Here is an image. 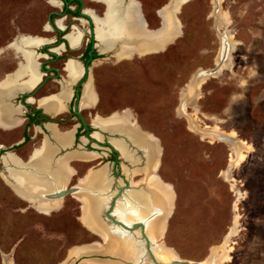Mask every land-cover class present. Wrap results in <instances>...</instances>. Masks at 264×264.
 <instances>
[{
    "label": "rangeland",
    "instance_id": "rangeland-1",
    "mask_svg": "<svg viewBox=\"0 0 264 264\" xmlns=\"http://www.w3.org/2000/svg\"><path fill=\"white\" fill-rule=\"evenodd\" d=\"M140 1L150 6L156 2L157 8L169 2ZM219 3V13L225 17L222 24L235 44L231 61L219 75L202 82L195 102L182 108L185 99H194L196 75L217 65L222 49L219 32H225L223 26L219 30L216 27ZM96 5L86 2L89 7ZM57 9L52 0H0V79L24 62L22 54H16L17 48H13L15 41L53 34L47 30V18ZM175 16L180 19L181 32L160 45L164 47L159 51L153 52L160 47L154 46L134 55H120L121 45L119 51L106 49L92 69L100 101L82 113L90 123L88 112L125 120L126 113H114L129 110L135 118L130 121L157 138L161 146L157 173L174 189L175 206L167 231L164 234L165 225L156 237L164 234L166 247L193 261H208L216 253L220 264H264V0H190L180 11L178 7ZM163 22L160 14L149 26L162 28ZM173 36L170 33L169 39ZM98 48L102 50L103 46ZM116 52L118 56L111 55ZM67 81L72 82L69 73ZM15 93L0 89L2 104L11 113L8 124L0 126V145L5 148L20 140L24 129L23 124L8 128L20 121L11 120L17 108L5 100ZM77 122L72 120L61 129ZM121 129L125 127L116 126L110 131ZM65 134L57 131L58 142H65ZM220 134L236 141L220 140ZM40 138L35 145L19 148L17 154L27 160L32 148L40 145ZM2 165L0 264H74L84 255L71 257L74 248L86 245L105 250L87 245L103 243V239L84 227L83 223L90 225L79 218L81 203L77 198L68 194L64 200L47 201L54 204L50 209H39L15 191L7 177L9 171ZM66 178L59 174L48 179L50 191L61 189ZM163 244L161 250H153L167 262ZM147 264H154L150 257Z\"/></svg>",
    "mask_w": 264,
    "mask_h": 264
},
{
    "label": "flooded vegetation",
    "instance_id": "flooded-vegetation-1",
    "mask_svg": "<svg viewBox=\"0 0 264 264\" xmlns=\"http://www.w3.org/2000/svg\"><path fill=\"white\" fill-rule=\"evenodd\" d=\"M90 1L97 3V5L95 7L86 6V2H88V0H52L53 5H55L58 9L53 10L48 14L47 21L50 29L47 30H52L53 34H51V36H36L45 40V43H42L38 47L34 46L31 50L34 57L37 59V70L40 78L33 86L26 88L25 91L17 92L9 97H6V101H9L13 107L17 108V112L12 116L13 119L11 120H20L19 124L8 128L18 127L23 124L24 129L21 139L13 143L11 147L5 148L0 145V165L3 164L2 166L4 170H7L4 158L9 153H13L25 165H28L27 167L24 165H22L24 167H20L22 170L24 168L23 171H26L27 173H34L36 171V167H39L43 162L41 158L32 159V162L30 159L33 158L34 151L41 147L44 141H47L53 147L49 171L57 168L58 161L60 159L66 157L68 159L66 161L67 168L65 170L68 182L65 185H62L61 189L57 191L69 189L79 185L80 180L87 175L91 168L97 171L102 170L107 181H113L114 183V181L118 180L119 184L121 180L124 181V178L132 175L135 171H140L139 174L145 176L146 174L143 173V169L149 164H145V159H147L149 153L145 156L141 150L136 152V148L132 144L128 143L129 140L120 134L121 132L114 133L95 123V117L101 116L100 114L96 113L92 115L91 112H88L87 117H92L90 123H88L82 113L84 109L94 108L100 101L98 93H96L97 91L94 88L96 101L92 104L84 102V93L88 78L94 82L92 79V69L94 63L99 59H102L101 55L106 51L114 49L117 43H114L108 50H105L104 48L101 50L98 48V45L101 44L97 42L98 40H95L94 37L97 33L93 31L95 26H97L95 16L102 17L105 15L107 5L103 0ZM121 1L123 2L124 10H126L129 0ZM136 1L138 3L139 15L143 20L145 19L148 24H150V21L160 17L161 11L159 10L162 7L157 8L156 2L150 6L145 5L140 0ZM99 5L101 7H98ZM170 8L174 9L172 4L170 5ZM59 21L62 23V27L59 26ZM74 29L80 30L81 32H79L81 35L79 36V46L73 48L69 40L66 38V34ZM115 48L118 49V46ZM14 50L16 54H20V52L16 49ZM155 51H159V49ZM92 52L93 59L90 61ZM1 54L2 51L0 50V55ZM111 55L118 56V53L116 52ZM17 57H19V55L16 56V58ZM71 58H74L75 61L79 63L81 73L76 80L67 83L68 73L66 71V64ZM17 67L14 71L6 73L4 78L9 74H13ZM26 79L27 76L25 75L21 80L26 81ZM93 86L95 87L94 84ZM65 87L67 88V98L63 100L61 104L57 102L55 103L53 100L64 91ZM42 100L43 102L41 103ZM124 113H129L130 118L135 119L133 113L129 110L114 114ZM81 116L89 125V131L83 124ZM110 116L101 117L107 118ZM72 120H76L78 122L73 124L71 128L66 130L61 129V126L67 125V123H70ZM53 127H55L59 133L71 132V141L68 145L58 142V140L54 137L52 130ZM34 130L35 132L33 133ZM40 135H42L41 138ZM39 138L42 139L40 145L32 148L27 160H24L17 154L19 148L28 146L29 144L35 145ZM121 138L126 141V152H123L114 143V140ZM113 145L115 148L120 149L121 153H118L113 148ZM129 154L134 156L136 155L139 158L140 162L138 165L135 166L134 162H130L131 160L127 158ZM14 165L15 164L11 163L10 167L13 169L16 167V165ZM65 171L59 169L58 173L63 175ZM38 172L41 171L39 170ZM46 174H50V172H44V174L42 173V175ZM72 181L73 184L70 185ZM125 184L126 181L124 182V185ZM115 186L116 184H114V187ZM70 195L73 196V194ZM79 258L80 260L76 261L74 264H82L88 262L89 259L99 262L106 259L101 255L98 257H86V255H83ZM107 260L108 259L105 261ZM11 264H16V261L11 262ZM130 264L140 263L131 262Z\"/></svg>",
    "mask_w": 264,
    "mask_h": 264
},
{
    "label": "bare ground",
    "instance_id": "bare-ground-1",
    "mask_svg": "<svg viewBox=\"0 0 264 264\" xmlns=\"http://www.w3.org/2000/svg\"><path fill=\"white\" fill-rule=\"evenodd\" d=\"M104 1L107 4L106 13L103 17L95 16V19H96L95 22L97 25V29H96L97 37L99 41L102 42V46L105 50L108 48H111L114 43L120 42L121 44L120 55H130L132 53H133L132 55H134L135 52H142L147 49H152L154 46H160L168 40L171 41L181 31L180 25H179L180 19L178 16H177L178 19L175 16V12L177 13V9L179 7L178 5L179 0H173L172 6L174 9H171L169 5L167 6L168 8L166 7L164 10H161V15L163 17L164 22H163V27L157 31H150L149 29L146 28L144 24V20L139 15L138 3L136 0H129L126 10H124L123 2L121 0H104ZM218 7L219 5L217 6V9ZM217 14L219 17H221L220 18L221 22L224 23L225 17H223L222 14L220 13H217ZM58 23L60 25V22ZM170 33L175 34V36L169 39ZM79 34L80 33H78L76 30H72L71 33H69V35L67 36V39L69 40L71 45H75L76 43L79 42V36H80ZM43 42H45V40H42L41 38H38V37L27 38L24 41H15L13 48H17V50L22 54L24 58V62L21 65H19L18 70L13 75L8 76L3 82L0 83L1 90H5V91L14 90L16 92H21L22 90L33 86L39 80L40 75L37 70L38 64L36 61V57H34L32 51H30L29 49ZM161 47H164V46L157 47L156 49H159ZM66 70L69 73V81H72V82L76 80L81 73V68H80L79 63L73 59H70L68 61ZM24 75H27L26 81L21 80ZM195 82L198 83V78L194 80L195 86L194 88L192 87L193 92H195L194 97L198 96V90H199V87L196 86ZM64 91L60 95L55 97V99L53 100L55 103L57 102L61 104L63 102ZM95 101H96V93H95V89L93 86V82L90 80V82L86 85V89L84 93V102L93 103ZM42 102L43 100L41 101V103ZM10 116H11V113L9 109H7L2 104V101L0 99V125L2 126L7 125L8 120L10 119ZM119 118L120 117L103 118L101 116H96L94 121L95 123H97V125L101 126L104 129H108V130H110L111 128H115L116 126H124L125 129L117 130L116 132H121V133H124L125 135H128L129 137H131V139L135 143H137L138 145H141V147H144L147 149L149 148L152 151L151 162L148 164L149 166L147 167L148 169H150V174L147 175V178L146 180L144 179V181L145 183L147 182V185L149 186L151 193L153 194V196L151 197L157 200V202H159V204L161 205V206L159 205L160 207H162L163 209L165 207L166 209L164 210L166 211V214L168 215V217H171L173 214V207H174L173 190L170 187H168L165 182L162 181V179L160 178L157 172H154L156 170V166H158L157 163L159 161L160 154H161L160 143L156 141L157 138L152 136V134H149L147 131L143 130L140 127V125L137 124L135 121L131 122L129 113H126L127 120L126 119L123 120ZM52 130L54 133V137L56 138L57 130L55 127H53ZM201 131L204 134H208V131H203V130ZM112 132H115V131H112ZM214 133L216 132L214 131ZM64 136H65V142H63L62 144L68 145L71 141V132L69 133L66 132ZM114 143L123 152H126L127 148L122 139H116L114 140ZM51 154H53V147L47 141H44L40 149L37 150L33 154V158L30 159L32 162V159L34 160V159L41 158L43 162L39 167H36L35 169L36 171L34 170L35 171L34 173H27L26 171H23L24 168L22 170V168L20 167H24V166L27 167L28 165L27 164L25 165L15 154L9 153L4 158L6 161L7 170L9 171V173L7 174V177L9 178V181L11 180L10 182L11 186L15 189V191L19 195L29 199L33 203L34 206L42 210H48L52 206H54L53 203L47 202V201H53V200H48L45 198V196L47 194H51L54 191L59 190L57 189V190L50 191L51 185L47 183L48 179L52 180L53 177H57L59 175L58 173L59 169H64L65 171L67 168L66 161L68 159L66 157L58 161V165L56 169L49 171L50 169L49 166L51 163ZM11 163L15 164L16 167L12 169L10 167ZM39 170L41 172H38ZM44 172H50V174L42 175V173L44 174ZM63 175L66 176V171ZM103 176L104 174L102 170L99 172L92 171L88 173L86 177L82 179L81 182L92 184L93 187L102 190L101 186H102V182L104 179ZM65 181H67V178ZM136 193L137 191L128 192V194L124 197V199L120 203V209L126 208L127 205L125 206L123 203H127V201L130 202L131 204L132 203L134 204ZM95 197L100 198L99 195ZM144 197L147 199L146 196ZM54 201H59V200H54ZM163 203L166 205L164 206ZM88 205H89L88 211L92 213L91 214L92 219H87L89 221L88 224L91 227H95V226L100 227L102 223H101V220H99L97 216V211H98L97 201L91 200V203L89 202ZM136 207L140 208V206L138 205ZM154 212L156 211H153L152 213L148 214L144 218L141 217L142 219L140 218L139 220H142V221L153 220L151 216L154 214ZM165 225L167 227L165 220L161 218V216L159 217V219L155 221V223L153 224L152 230H151L155 238L164 231ZM166 227H165L164 234L167 231ZM108 230L111 233H115V234L122 233L123 235L127 236L126 233L120 230H113V229L112 230L108 229ZM164 234L159 237L161 238L162 244L164 243L163 241ZM108 241L109 242L107 243V247H105L106 245L105 246L102 245L103 247L101 246L103 249L112 250L114 252H117L119 255H128L132 252V247L130 246V244L124 241V239H122L119 235H113V234L109 235ZM93 249L94 247L90 249V247H87L86 245L80 248H74L71 250L70 256L73 257L75 255H80V254H84V255L90 254L88 251L93 250ZM138 249L139 251L141 250L139 247ZM162 249L164 250V253H166L165 254L166 258L169 261L171 260L170 259L171 257L173 258L178 257V253L173 248L168 247V246L166 247L163 244ZM211 259L215 261L212 264H220L221 262L220 258L216 255V253L215 254L213 253L212 258L210 257L207 262L211 263ZM105 262L99 263L95 260H88L89 264H122V263H114L115 261L114 262L109 261L106 263Z\"/></svg>",
    "mask_w": 264,
    "mask_h": 264
},
{
    "label": "water",
    "instance_id": "water-1",
    "mask_svg": "<svg viewBox=\"0 0 264 264\" xmlns=\"http://www.w3.org/2000/svg\"><path fill=\"white\" fill-rule=\"evenodd\" d=\"M189 1L190 0H179L178 1L179 11L181 10L182 6L185 5ZM171 3H172V0H169V2L166 3L165 5H163L162 8L159 11H161L162 9H164L167 6L171 5ZM219 11H220V3H219L218 9H216V14H215L216 19H217L216 27H217L218 30L220 29L221 26H223V24H222V22L220 20V17L217 14V13H219ZM87 15H89V14H87ZM144 24H145L146 28L149 29L150 31H157L158 29H160V27H157L156 29L150 28L148 22L145 19H144ZM96 29H97V26H95V29L93 30L95 33H96ZM224 29H225L224 33L219 32V35H220V37L222 39V49H221L220 55L218 57V61H217L216 67H214L212 69H208V70H201L196 75V77L193 79V80H195L196 78H198V83H196L197 82L196 81L195 84L199 88H200V85L202 84V82H204L208 77L219 75L221 73L222 69L225 66H228V64L231 61V57H232V53H233L234 48H235V44L232 43V41H230L231 35H230L229 31L226 29V27H224ZM76 30H77L78 33H80L79 32L80 30H78V29H76ZM69 33H71V32H68L66 34V38L69 35ZM79 35H81V34H79ZM94 38H95V40L99 41V39L97 37V34H95ZM99 43L102 45L101 41H99ZM120 45H121L120 42H117L115 47L118 46V49H119ZM162 48L163 47L159 48V50H161ZM32 49H33V47H31L29 50L31 51ZM93 49H94V47H93ZM71 59H74V58H71ZM92 59H93V52L91 53L90 61ZM90 80L91 79L88 78V80L86 82V85L90 82ZM196 97L197 96H195L192 101H191V99L190 100L185 99V101H184V103L182 105V108H185V106L188 105L189 103H191V104L194 103L195 100H196ZM5 100H6V98H5ZM8 103H9V101H8ZM78 113L80 114L79 111H78ZM81 119H82L83 124L85 125V127L89 131V125L87 124V122L85 121V119L82 116H81ZM114 133H119V132L115 131ZM120 134H122L124 137H126L129 140L128 143L132 144L136 148V151H140L141 150V151H143L145 156H146V154L148 155V153H147L148 149L147 148L141 147V145H138L137 143H135L131 139V137H129L128 135H125L124 133H120ZM219 139L227 141L228 143L236 141V139H234L230 135H224V134H220ZM124 143H126L125 140H124ZM113 148L118 153H121V150L118 149V148H115L114 145H113ZM148 151H149V156L147 157V159H145V164L146 163L148 164V163L151 162L152 151L150 149ZM160 161H161V155H160ZM94 171H97V170H94ZM145 177H146V175L143 178H145ZM124 179L126 181V184L123 185V186L118 184V180L114 181V184H116V192H113V196L110 197L109 199H106L108 196H106V191L103 189V186H101L102 190H100V189H97V188L93 189V188H90L88 186H84V185H81V184L77 185V186H74V187H71L69 189H63V190H60V191H54L51 194H47L45 196V198L48 199V200H53V201L54 200H62L68 194L79 193V194L88 195L89 199L92 200V201L96 200L97 201L99 220H101V222L103 223L102 225L104 226V228L106 227L107 229H110V230H112V229L113 230H120V231L126 233L127 234V239H129V237L133 238L131 241L134 243V246L137 245L141 249L140 252L143 254L141 256L142 260L140 258L138 261H136V262H139L140 264H147L148 257L151 258V261L154 264H212L213 262H215L213 259H211V263H207V259H205L204 261H193V260L183 259V258H181L179 256L178 257H174L171 261H168V262L163 261L162 259H160L155 254V252L153 250V247H157L159 250H161L162 241H161V238L152 239L150 237V235L148 234V222L150 220H144V221L140 220V221H137V222L131 224V223L126 221V217L128 216L127 214L124 217L121 216V214H119L120 203L124 199L125 194H128V192L137 191L142 196H153V194L151 193V191H149L150 189H149L147 183L144 182L142 184V186H140V188H135V187L132 186V181L130 179H128V178H124ZM108 192H109V195H111L110 191H108ZM98 195H99L100 198H96L95 197V196H98ZM160 206L157 205L156 208H158L159 210L154 212V214L151 217H152V219H154L158 215H160L161 218H163L165 220V222H166V224L168 226V221H169L170 217H168V215L166 214V211L162 207L160 208ZM174 206H175V203H174ZM111 222H112V226L109 224ZM235 231H236V229L234 230V232ZM234 232L232 233V235L234 234ZM94 243H96V242H93L92 244H94ZM99 255H102V254H100V253H91L88 256L86 255V257H91V256L98 257ZM211 258H212V256H211ZM113 260H117V261H121L122 262V259H120V258H114ZM134 260H137V258L134 259Z\"/></svg>",
    "mask_w": 264,
    "mask_h": 264
},
{
    "label": "crops",
    "instance_id": "crops-1",
    "mask_svg": "<svg viewBox=\"0 0 264 264\" xmlns=\"http://www.w3.org/2000/svg\"><path fill=\"white\" fill-rule=\"evenodd\" d=\"M60 26V25H59ZM63 26V25H62ZM61 26V27H62ZM39 38V37H38ZM43 40V39H42ZM43 43H45V42H43ZM42 43H40V44H38V45H35V46H40ZM71 44V43H70ZM73 46V48L74 47H78L79 46V42L78 43H76L75 45H72ZM131 121H134V120H131ZM150 134V133H149ZM147 150V149H146ZM148 150H149V148H148ZM147 150V153H149V151ZM137 152V151H136ZM130 154H132V153H130ZM128 155L127 156V158H129L131 161V163L132 162H134L133 164L136 166V165H138L139 164V162H140V160H139V158L135 155ZM159 164V163H158ZM149 166V165H148ZM148 166H146L144 169H143V173H145L146 174V177L145 178H143L144 176L142 175V174H139L140 173V171H135L134 173H132V175H129L128 177H126V178H128V179H130L131 181H132V185H133V187H135V188H140V186H142V184L145 182L144 181V179H146L147 178V175H149L150 174V169H148L147 167ZM159 166V165H158ZM158 166H157V168H158ZM157 168H156V170L154 171V172H157ZM148 170H149V172H148ZM92 171H94V169H90L89 171H88V173H90V172H92ZM95 172H99V171H95ZM87 173V174H88ZM103 174H104V172H103ZM157 175V174H156ZM132 176V177H131ZM140 176V177H139ZM142 176V177H141ZM104 177V176H103ZM85 177H83L82 179H84ZM82 179L80 180V183H79V185L81 184V185H84V186H88V187H90V188H93V189H96L95 187H91L90 185H88L87 183H82L81 181H82ZM108 182V183H107ZM124 182H125V179H124V181H120L119 182V185H124ZM109 185V186H108ZM102 186H103V189L105 188V191H106V196H108L106 199H109L110 197H112L113 196V192H116V186L114 187V183H113V181H107L106 179H105V177H104V179H103V182H102ZM149 187V186H148ZM150 189V188H149ZM108 191H110V193H111V195H109V192ZM149 191H151V190H149ZM108 192V193H107ZM127 195V194H126ZM125 195V196H126ZM73 196L75 197V198H77L79 201H80V203H81V205H80V208H81V216L79 217L80 218V220H81V222L83 223V221H82V219H85L86 221H88L87 219H92V217H91V212H89L88 211V203L90 202L91 203V200L89 199V197H88V195H84V194H79V193H75V194H73ZM124 196V197H125ZM147 197V199L144 197V196H142L139 192H137L136 193V198H135V200H134V204L132 205L130 202H128L127 201V203H123L125 206H126V208H124V209H120V213L119 214H121V216H126V214L128 215L127 217H126V220L129 222V223H131V224H133V223H135V222H137V221H140L139 219L142 217V218H144V217H146L148 214H150V213H152L153 211H157V210H159L158 208H156L157 207V205H160L159 204V202H157V200H155V199H153L151 196V199H150V197L149 196H146ZM144 199V200H143ZM156 202V203H155ZM156 204V206H155V204ZM140 206V208H138V207H136V206ZM161 208V207H160ZM122 211V212H121ZM125 211V212H124ZM130 211V212H129ZM132 212H133V214H132ZM137 213V214H136ZM87 214V215H86ZM97 216H98V211H97ZM91 217V218H90ZM159 217H160V215H158V217H156V218H154L153 220H151L149 223H148V233H149V235H150V237L152 238V239H158V238H155L154 236H153V233H152V227H153V224L155 223V221L157 220V219H159ZM141 218V219H142ZM98 219H99V216H98ZM153 221V222H152ZM89 222V221H88ZM110 222V221H109ZM102 223V222H101ZM103 224V223H102ZM101 224V226L100 227H90V226H87V225H85L84 223H83V225H84V227L85 228H87L89 231H91V232H93V233H95V234H97V235H100L101 237H102V239H103V243L104 244H106V246L105 247H107V243L109 242L108 241V237H109V235H111V234H113V235H119L122 239H124V241H126V242H128L129 244H130V246L132 247V252L130 253V254H128V255H119L117 252H114V251H112V250H107V249H105L104 251L103 250H101V251H99V250H96V249H94L91 253H100V254H102L101 256L102 257H104V258H106V259H108L107 261H109L110 260V262H114V263H122V264H129V263H131V262H136V261H138L140 258H141V256L143 255L140 251H139V249H138V246L136 245V246H134V243L131 241L133 238H129V239H131V240H128L127 239V236H125V235H123L122 233H119V234H115V233H111L106 227L104 228V226ZM111 226H112V222L111 223H109ZM150 225V226H149ZM94 228V229H93ZM152 233V234H151ZM125 237V238H124ZM94 242H96V243H94V244H92L93 242H91V243H89V244H87V245H90V246H102V245H104L102 242H98V241H94ZM139 245V244H138ZM83 246V245H82ZM103 247V246H102ZM101 249V248H100ZM90 253V254H91ZM86 255H89V254H86ZM83 256V255H82ZM110 256V257H109ZM120 256V257H119ZM114 258H120V259H122V262L121 261H117V260H113ZM137 258V260H134V259H136ZM105 259V260H106ZM96 261V260H95Z\"/></svg>",
    "mask_w": 264,
    "mask_h": 264
}]
</instances>
